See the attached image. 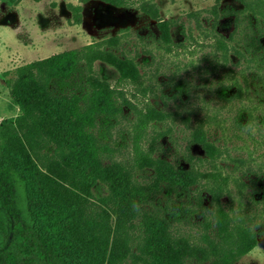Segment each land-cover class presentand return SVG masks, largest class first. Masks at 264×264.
<instances>
[{
  "label": "trees",
  "instance_id": "1",
  "mask_svg": "<svg viewBox=\"0 0 264 264\" xmlns=\"http://www.w3.org/2000/svg\"><path fill=\"white\" fill-rule=\"evenodd\" d=\"M140 8L157 20L167 49L202 47L201 76L215 79L221 104L208 117L228 140L243 141L239 154L212 140L205 120L192 134L212 169L159 153L155 141L146 146L166 116L147 102L133 154L115 157L109 127L130 103L122 85L145 88L127 33L10 69L4 76L20 113L0 121V264H232L264 234V0H218L186 19L161 18L153 0ZM99 61L116 69L115 82Z\"/></svg>",
  "mask_w": 264,
  "mask_h": 264
},
{
  "label": "rangeland",
  "instance_id": "2",
  "mask_svg": "<svg viewBox=\"0 0 264 264\" xmlns=\"http://www.w3.org/2000/svg\"><path fill=\"white\" fill-rule=\"evenodd\" d=\"M119 1L124 4L114 5L104 0L85 3L80 0H0V121L20 113L19 106L9 96L4 72L53 53L127 33L128 52L144 63L145 88L130 82L122 85L130 103L124 105L123 114L109 127L108 135L119 148L115 157L129 158L133 154L139 109H144L147 102L164 111L166 116L150 127L144 140L146 146L155 141L159 153L179 158L203 170L212 169V159L192 134L200 120H205L211 139L221 146L228 144L232 154L238 155L236 146L243 141L235 136L228 140L227 133L223 135L222 127L215 118L208 117L213 116L221 104L214 93L212 81L215 82V79L206 72L205 76H201L203 72L200 69H204L206 61L202 58V47L192 45L190 49L194 52H190L175 43L172 49H167L160 42L157 20L140 8L143 0ZM153 1L159 7L161 18L186 19L187 13L210 8L218 0ZM229 1L221 0L222 4ZM78 6L81 9H77ZM191 25L196 35L201 33L195 21ZM205 25H209L206 19ZM173 37L178 43L175 32ZM200 40L203 38L200 37ZM209 41L206 40L205 44ZM208 49L206 47L205 50ZM96 68L102 69L113 82L116 81L118 72L111 65L99 61ZM180 87L181 91L178 90ZM223 110L224 117H228L229 111L226 108ZM224 123L228 124V119ZM263 151L264 148L259 149L258 153ZM242 154L247 156L246 151ZM223 164L227 169L233 166L228 157L224 158ZM205 181L207 179H203ZM199 189H202L207 204L211 194L203 184L199 185ZM93 192L99 195V186L94 187ZM198 217L201 218V215ZM122 264H132V259ZM232 264H264V234L254 248Z\"/></svg>",
  "mask_w": 264,
  "mask_h": 264
}]
</instances>
